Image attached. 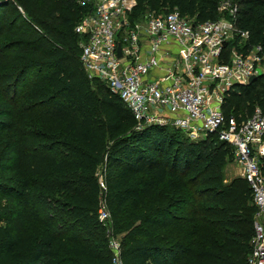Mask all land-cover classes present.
Returning a JSON list of instances; mask_svg holds the SVG:
<instances>
[{"label": "trees", "instance_id": "obj_1", "mask_svg": "<svg viewBox=\"0 0 264 264\" xmlns=\"http://www.w3.org/2000/svg\"><path fill=\"white\" fill-rule=\"evenodd\" d=\"M219 1L136 0L131 19L177 9L200 23L217 18ZM233 1L243 50L264 49V0ZM83 14L74 0H0V132L13 138L0 173L16 180L0 181V264H111L100 195L122 264H246L255 207L246 180L223 181L232 147L216 133L191 141L168 125L136 130L118 96L81 68L74 26ZM256 105L264 110V75L232 85L221 111L240 120ZM36 180L65 199L35 194ZM181 190L187 207L164 202ZM193 213L207 223L200 243L173 239Z\"/></svg>", "mask_w": 264, "mask_h": 264}, {"label": "built area", "instance_id": "obj_2", "mask_svg": "<svg viewBox=\"0 0 264 264\" xmlns=\"http://www.w3.org/2000/svg\"><path fill=\"white\" fill-rule=\"evenodd\" d=\"M74 2L84 9L74 26L81 68L88 79L101 81L118 96L136 130L169 124L191 141L216 133L232 147V161L248 183L255 207L246 264H264V110L256 105L240 120L226 119L221 111L232 85L264 75L261 46H227L248 37L237 26V5L221 0L217 18L195 23L177 9L145 11L131 19L136 0ZM96 174L104 188L99 170ZM97 208L98 221H109L101 195ZM105 233L111 264H122L119 238L110 227Z\"/></svg>", "mask_w": 264, "mask_h": 264}, {"label": "rangeland", "instance_id": "obj_3", "mask_svg": "<svg viewBox=\"0 0 264 264\" xmlns=\"http://www.w3.org/2000/svg\"><path fill=\"white\" fill-rule=\"evenodd\" d=\"M230 2L232 4H236L233 0H230ZM7 25L8 24L6 22L5 26H7ZM7 38H8L7 34L3 32V29H0V44L7 41ZM230 47H233L236 50H242L243 43L241 41H237V40L234 41L233 40L228 45V48H230ZM30 80L31 79L28 78L27 81L25 82V84L29 83ZM15 99H17V97ZM167 125L169 127L171 126L169 124H167ZM39 128L43 130L42 127L39 126ZM54 136H55V134H53V137ZM184 136L185 135L183 133V137ZM12 139L13 138H12L11 133L0 132V157H1L2 151L5 149V147H7L12 142ZM239 172H240V169H239L237 164H235L232 160L227 162L222 169L223 181L228 182L233 177H237V176L241 177L239 175ZM99 174H100V169H99ZM100 176H101V174H100ZM0 181L2 183H8V184H14L16 182L12 173L8 172V171L0 173ZM46 182H47V180H36V181H34V184H33V187L31 188V191L37 195H40L43 198L50 199L51 201L55 200V199H59V200L65 199L64 194L61 192H55L54 191L51 193H47L45 188H44L46 186ZM186 199H187V203H188L189 202L188 191L181 190L180 192H178L176 194H168L167 198L165 199L164 202L168 203V202L175 201V203H177L178 205L181 204L180 206L182 208H184L185 206L187 207L188 204L187 203L182 204L181 201H185ZM180 220H181L180 221V227H177L176 229L172 230V232H171L173 235L172 238L173 239H182L184 241H187L190 244L200 243L199 233H200L202 228L207 226V223L205 222V220H203L201 218V216L194 214V213L182 215ZM104 225H105V228L109 227L110 221L105 222ZM205 229H207V228H205ZM193 231H196V233L195 232L193 233Z\"/></svg>", "mask_w": 264, "mask_h": 264}, {"label": "water", "instance_id": "obj_4", "mask_svg": "<svg viewBox=\"0 0 264 264\" xmlns=\"http://www.w3.org/2000/svg\"><path fill=\"white\" fill-rule=\"evenodd\" d=\"M223 45H225V43H224ZM120 55H121V54H120L119 47H117V56L119 57ZM250 81H251V79H250Z\"/></svg>", "mask_w": 264, "mask_h": 264}]
</instances>
